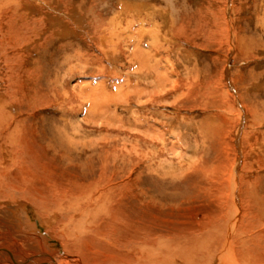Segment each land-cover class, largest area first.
<instances>
[{"label": "rangeland", "instance_id": "374dc122", "mask_svg": "<svg viewBox=\"0 0 264 264\" xmlns=\"http://www.w3.org/2000/svg\"><path fill=\"white\" fill-rule=\"evenodd\" d=\"M136 1L139 2L138 8H133L137 4ZM229 1L234 7L231 11L227 9ZM73 2L81 13L83 22L94 21L96 24L97 18L106 22L114 18L112 21L117 22L120 15V30H117L115 36L108 33H104V36L97 29L75 34L67 32L62 38L53 36L47 50L49 55L44 54L45 59L40 57V64L44 65L45 81L48 79L43 86L49 85L51 93L48 92V96L52 99L54 107L50 104L52 108L48 106L46 112L40 110L38 117L31 110L23 109L25 112L23 111L20 117L26 118L22 128L27 142L33 148H30L31 152L33 151L30 159L34 177L49 176L52 179L56 177L57 180L61 176L69 178L70 173L77 175L75 171L78 172V162L89 152L86 148L94 147L96 143L109 142L116 149L126 148L128 190L150 188L153 191L154 188L157 192L161 189L160 193L163 194L156 196L157 199L160 198L161 206L159 204V207L155 206L143 215L151 219L158 214L159 223L168 227L174 225L180 227V230L185 227L195 230L198 234L200 231L208 232L213 227L216 231L211 236L213 240L210 243L214 253L219 245L216 236L223 237L227 225L221 218H226L230 211V196L229 192H226L229 185L224 186L226 183L223 185L222 180L217 177L215 179L218 183H207V180L213 178L214 172L219 174L217 170L220 166L226 165L231 169L230 166L237 163L238 157L243 156L241 164L238 162V171L243 180L241 189L244 190L240 192V198L244 204L238 209V222L241 227H244V223H247V226L245 229L239 225L236 227L238 231L243 230V237L256 233L253 241L258 242L261 249H264V0H128L132 9L128 7L124 11L115 7V0ZM145 3L154 7V11L159 9V13L151 12V8H147L150 10L148 12L142 9L140 4ZM110 4L115 8L112 13L109 11ZM133 15H142L145 20L147 17L148 23H144L142 29L156 36L153 38L151 35H145L140 38L141 33L138 31L141 29V22ZM160 18L162 21L159 23ZM153 22L154 24H151ZM157 28H160L159 31H167L166 28L169 30L165 33L161 30V35ZM118 31L125 33L118 34ZM136 41L138 43L134 45L133 42ZM114 42L117 44L115 48ZM44 60L49 65L44 63ZM60 92L65 96L64 104H61L62 99L58 97ZM240 106L248 112L243 124L241 117L237 115V112L242 110ZM96 112L99 113L95 114ZM24 113L26 116L30 115L26 117ZM93 115L98 117L94 118ZM238 137L240 148H243L241 155L236 147ZM150 139L155 140V147L150 143ZM251 147H256L259 153L256 157L249 155L253 150ZM62 157H66L65 160ZM1 158L3 159L2 152ZM68 158L69 160H66ZM254 160L256 162L253 163ZM36 161V165H40L35 167ZM242 162H246L245 166ZM190 164L194 166V170H207L209 178L199 173V170L186 168V165ZM43 171L47 174H41ZM208 187L213 194L215 192L216 198L213 194L205 192ZM173 194L177 195L178 199L171 204L168 197ZM17 195L18 193H15L14 199L7 197V200L6 195L3 196L5 198L1 197L0 217L5 221H1V218L0 226L4 227V231L12 230L4 223L8 224L14 218V210H19L18 215L27 219L26 223L35 224V219L39 220L31 197H22L20 201ZM128 197V214L134 212V216H128V219H133L135 223L141 222L139 213L132 205L131 195ZM21 204L23 205L18 209ZM34 213L36 215L33 216ZM244 218L249 220L246 222ZM39 224L42 232L38 233L35 228V233L43 237L48 228L42 223ZM249 224L252 225L250 228ZM15 234L23 236L18 242L25 245V240L22 241L25 239L24 233H16L15 230ZM51 234L48 233L49 237L45 238L48 240L47 245L53 247L55 243H52ZM2 239L0 236V244L11 242L10 239ZM233 244L239 255L242 249L237 247V243ZM25 246L16 245L15 254L27 256L33 251V248L29 250V246ZM54 249L52 248L53 251ZM255 249L262 251L255 247H250L249 251L253 252ZM46 251L52 253L50 250ZM259 251L252 254L263 261ZM62 263L65 264L66 261Z\"/></svg>", "mask_w": 264, "mask_h": 264}, {"label": "bare ground", "instance_id": "6f19581e", "mask_svg": "<svg viewBox=\"0 0 264 264\" xmlns=\"http://www.w3.org/2000/svg\"><path fill=\"white\" fill-rule=\"evenodd\" d=\"M115 2L113 3L115 7L117 6L116 8H119L122 11L127 10L131 5L128 4V0H115ZM129 3L131 2L129 1ZM136 3V6L133 8H138L139 2L136 1ZM231 4V1H229L227 6V9L230 11L234 9ZM140 6L142 9H146L147 12L150 11L147 10V8H151V12L159 13V9L154 11L155 8H152L147 3L140 4ZM112 9L113 8L110 4L109 11H111V13L115 8L113 11ZM130 9L132 8L130 7ZM223 12L226 13L225 10ZM154 15L155 14H153V16ZM118 17L121 19L120 15ZM134 17L138 18L141 22V29L138 31V33H141V35L139 34L140 38H143L145 35H151V37L156 36L154 34L152 35L149 31L147 33L145 32L146 30L142 29L143 25L148 23L147 17L146 20L142 15ZM81 18L82 15L78 12L73 0H0V151L2 152L3 157V159H0V198L6 195L5 197L7 200V197L13 198L15 193H18L17 196L20 201V198L22 197H31L34 204L32 202L30 203L34 205V208L36 209H34V211L37 212V217L39 219H35V224L26 223L27 219H24L23 217L20 218L18 215L17 212H19V210L17 212L14 210L17 207L13 209L14 214L12 212V215L14 218L10 220V224L4 223L6 224V227L12 230L9 231V229H5L4 231V227L0 226V236L6 241L8 239L11 240L9 243L0 244V262H5L7 264H63L62 261H66L65 264H264V259L263 261H260V257L253 255L259 250L257 251L255 249L253 252L249 251L250 247L252 249H254V247L261 249V245L258 242L255 243L253 241L254 237H256V233L248 237H243V230L238 231L236 227L239 225L238 221L240 220L238 209L244 204L243 200L240 198V195H242L240 192L244 190L243 188L241 189V183L243 180L242 175L239 174L238 171L243 156L238 157L239 160L232 165L233 167L230 166L231 169H228V166L226 165L220 166L221 168H218L217 170L219 173L218 175L214 172L213 178L206 179L207 183H210L211 181L218 183L215 179V177H217L222 180L223 185L226 183L224 186H227V184L229 185L227 186L229 187V190L225 191L229 192L230 211L226 214V218H221V220L227 223V227L225 226L223 237L214 235L218 238L217 242L219 243L217 251L214 253H212L210 243L213 240H211V236H213V233L216 231L213 227H211L208 232L200 231L198 234L194 232L195 230L192 231L191 229H185V227L180 230V227L177 228V226L174 225L170 227L165 226L164 223H159L160 216L158 214H156L155 217L152 216L151 219L143 215L147 211H150L151 208L158 206L159 204L161 206V202L159 201L160 198L158 197L157 199L156 196H162L163 194L160 193L161 189L157 192L154 188L153 191L150 188L149 190H143L142 188L138 189L134 187V189L128 190V172L125 170V168L128 167V152L126 148L116 149V147L109 142H103L101 144L96 143L94 147L86 148L89 152L86 151L87 154L82 156L83 160H79V169L74 167L75 169H78V172L75 171L77 175H72V173H70V176H68L69 178L61 176V178L57 180L55 179L56 177L52 179L49 176L48 178L46 176L34 177L33 169L31 170L32 160L30 159V154H32L33 151L31 152L30 148L32 147H30V144L27 142L28 140H26V136L23 133L24 127L22 126V123L26 118L23 119L20 117L24 111L23 109L26 111L31 110L38 117L40 115L38 113L40 110L46 112L45 110L50 107V104L53 106L51 103L52 99L48 96V94L51 93L48 88L49 85H45L46 87L43 86L48 79L45 81V73L43 74L44 65L42 66V63L40 64V57L44 54L47 55V50H49V45L53 40V36L61 37L67 32H73L75 34L76 32L82 33L84 30H89L88 32H91L92 30L96 31L95 29L103 34L108 33L115 36L117 35V30H120L119 19L115 22L112 21L114 19L112 18L106 22L104 20H98L99 18H97L95 24L94 21L88 23L86 21L83 22L84 20ZM161 18L163 19V17ZM161 18L159 23L162 21ZM126 22H128V18ZM220 22L222 23V21H219V23ZM171 23L169 22V25ZM215 23L218 25L217 21H215ZM121 24L123 23L121 22ZM151 24H154V22ZM169 28L166 29L169 30ZM158 29L160 28H157V31L161 33L162 29L160 31ZM167 31L162 30L164 33ZM122 33L125 32L118 31V34ZM135 33L136 32H134V35ZM69 35L71 36V34ZM157 40H159L158 37ZM136 43H138V41L133 42L134 45ZM116 45L117 44H115L114 47L111 45V47L115 48L117 47ZM108 46L110 47V45ZM106 47L107 46H105V48ZM113 48L110 49L114 51ZM103 54L105 56L107 55L104 52ZM131 56L133 57L132 53ZM43 58L45 59L44 56ZM44 63L47 62L44 60ZM48 68L49 66L47 69ZM46 74H48V71ZM59 95L60 96L58 97L62 99V101H59H61V104H64L66 101L64 94L60 92ZM110 99L111 98H109V100ZM113 100H115V98ZM240 107L242 110H239L237 115L239 118L241 117V123L243 124L245 122V114L248 112L242 106ZM98 113L99 112H96L95 114ZM24 115L26 116L25 113ZM96 116L93 115L94 118ZM31 126H33V124ZM37 129L39 132V127ZM44 137H42V139ZM33 141H35V138ZM150 141L152 146L155 147V140L150 139ZM236 141V147L240 151L239 155H241V150L243 148H240L239 137ZM99 148L103 150L101 151ZM81 149L82 148H80V150ZM255 149L254 147H251L252 151L250 153L248 151L245 152L249 153V155L252 154L251 156H255L259 154L257 149ZM75 152L76 151H73V153ZM65 158L62 157L64 160ZM66 160H69V158ZM254 162H256V160H254L253 163ZM36 163L37 161L34 166ZM245 163L242 162L243 166H245ZM186 166V168H189L190 170L195 169L191 164ZM201 169L202 168H198L194 171L199 170V173H203L207 176V170L204 171V169ZM43 173L47 174V172L44 171L41 174ZM35 175L37 176L38 174ZM206 191L210 195L213 194L212 191L209 190V187L208 190L205 188V192ZM129 195H131L130 199L132 200L131 202H133L132 205L135 206V209L139 213V218L141 219V222L137 221L138 224L135 223L133 219H128V216H134V212L128 214V206H130L128 205ZM214 195L215 192L213 196ZM168 199L172 204L174 203L173 201H177L178 196L173 194L172 196L170 195ZM0 200L2 202V198ZM168 203L169 202L166 204ZM221 204L224 203L221 202ZM22 205L23 204L19 205L18 209ZM226 206H228V204ZM34 215L36 214L34 213L33 216ZM1 218L2 216L0 217V220ZM3 220L4 219L2 218L1 221ZM244 220L247 222L249 219L244 218ZM39 223L46 225L48 228L46 230L47 233H43V237L37 236L35 233V228L38 229V233L42 232V227L39 226ZM245 224L247 223H244V227L247 226H245ZM251 226L252 225L248 227L250 228ZM239 227L241 226L239 225ZM15 230L16 233L17 231H21L22 234L24 233L23 235L25 239L23 238L22 241H25L23 243L29 246V250H32L31 248H33V251L28 253L27 256H18L15 254L16 245L18 247H26L18 242V239L21 240L20 238L23 236H20L19 234V236H16ZM50 232L52 233L51 235H53L51 237L53 240L52 243H55L53 247L47 245L48 240L46 238L49 237L47 234ZM28 235L31 236V238ZM260 236L257 237L260 238ZM232 238H234L233 241ZM233 242L237 243V247L242 249V252L239 255L236 253V247ZM52 248H55L56 251L54 249V252ZM46 250H50L52 253H48ZM261 250L262 251H259V253L261 258H264V249Z\"/></svg>", "mask_w": 264, "mask_h": 264}]
</instances>
